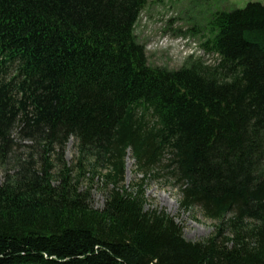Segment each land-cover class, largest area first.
I'll list each match as a JSON object with an SVG mask.
<instances>
[{
  "label": "trees",
  "instance_id": "16d2710c",
  "mask_svg": "<svg viewBox=\"0 0 264 264\" xmlns=\"http://www.w3.org/2000/svg\"><path fill=\"white\" fill-rule=\"evenodd\" d=\"M147 3L0 0V264H264V3L212 12L200 46L217 63L177 69L134 34ZM161 172L210 236L146 208Z\"/></svg>",
  "mask_w": 264,
  "mask_h": 264
},
{
  "label": "rangeland",
  "instance_id": "374dc122",
  "mask_svg": "<svg viewBox=\"0 0 264 264\" xmlns=\"http://www.w3.org/2000/svg\"><path fill=\"white\" fill-rule=\"evenodd\" d=\"M254 1L264 3V0H148L139 13L134 34L144 45L150 65L177 69L187 60L196 58H201L207 65H214L217 63L215 56L205 55L196 49L201 43L202 35H206L205 25L210 14L218 9L241 8ZM192 53L194 56L187 58ZM20 152L22 150L17 153ZM76 154L75 141L71 138L65 147V161L72 164ZM4 172L5 167L0 165V183ZM90 177L87 173L82 185L91 182L93 205L101 208L106 196L103 179L100 174H94L89 181ZM142 177V172L135 168V162L129 153L125 159L124 186L129 189L131 184L140 182ZM144 188L146 208L161 209L175 217L182 226L185 239L203 240L213 233L217 221L205 218L198 207L188 212L179 210L181 195L164 173L161 172L159 177L149 176ZM173 201H176L177 206L172 204Z\"/></svg>",
  "mask_w": 264,
  "mask_h": 264
},
{
  "label": "bare ground",
  "instance_id": "6f19581e",
  "mask_svg": "<svg viewBox=\"0 0 264 264\" xmlns=\"http://www.w3.org/2000/svg\"><path fill=\"white\" fill-rule=\"evenodd\" d=\"M172 204H173L174 206H177V205H176V201H173V203H172Z\"/></svg>",
  "mask_w": 264,
  "mask_h": 264
}]
</instances>
